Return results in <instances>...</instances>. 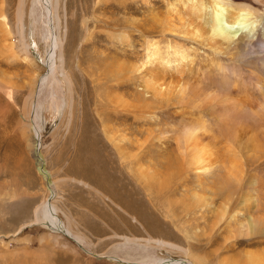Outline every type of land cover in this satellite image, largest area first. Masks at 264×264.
<instances>
[{
	"label": "rangeland",
	"instance_id": "rangeland-1",
	"mask_svg": "<svg viewBox=\"0 0 264 264\" xmlns=\"http://www.w3.org/2000/svg\"><path fill=\"white\" fill-rule=\"evenodd\" d=\"M23 1L24 29L18 17L21 0H0V264H112L109 255L118 256L119 264H130L121 253H112L116 243H105L115 234L176 244L204 264H264V232L244 233L249 224L257 232L264 227L259 222L264 219V93L232 90L227 104L239 109L238 117L221 115L224 105L220 108L216 101L229 91H223L211 62L223 63L226 57L206 40L185 37L191 30L185 21L145 22L151 12L169 19L172 0H136L143 14H114L107 0H60V24L56 16L49 22L42 11L31 15L30 0ZM262 21L258 34L264 40ZM49 29L62 40L71 95L58 67L36 93L39 78L47 73ZM156 41L163 56L172 52L169 42L188 49L192 57L166 75L165 81L172 83L162 93L159 87L145 88L152 80L146 78L150 66L143 63L148 46ZM244 70L233 78L245 77ZM69 100L70 106L64 104ZM36 105L41 108L35 114ZM259 107L262 114L256 112ZM30 126L40 133L44 168L58 185L57 217L83 237L79 247L39 223L18 234L22 226L34 223L37 207L49 194L32 156L36 139ZM188 127L198 129L197 139L186 142ZM107 133L124 150L121 160L105 148L107 143L116 152ZM192 146L203 147L206 172L195 169L188 154ZM120 161H127L128 177L136 176L132 179L143 192L138 200L120 194L113 182V167ZM153 252L162 263H194L175 250Z\"/></svg>",
	"mask_w": 264,
	"mask_h": 264
},
{
	"label": "bare ground",
	"instance_id": "bare-ground-1",
	"mask_svg": "<svg viewBox=\"0 0 264 264\" xmlns=\"http://www.w3.org/2000/svg\"><path fill=\"white\" fill-rule=\"evenodd\" d=\"M59 1L60 0H30V2L29 1L28 2H29V7H31V15H34L35 13H38V12H40L41 14V11H42V15L46 17V19L48 18L49 22L51 21V16L54 17V19L56 16V19H55L56 23L60 24L61 18L59 16V7H60L61 1L60 3ZM172 1L168 3V8H167V14L170 17L169 19H166V20L165 18L159 19L158 14L160 13L157 14L158 17L157 15H155L154 17L153 16L154 14L151 12V15L153 17L151 16L149 20H145L146 24H174V21H177V18H178L179 21L181 22L185 21V23L187 22V24H190L191 26V30L189 31L188 35L184 34L185 37L189 36L190 34L195 39L201 38V40H206L208 41L210 47L215 49V52H219L226 57V58H221L223 63H220L219 61H216V60H213L211 62V65L216 67L215 73L217 75L215 77L220 78L219 84L220 86L224 87L223 91L224 90L225 92L229 91L228 93H224L225 95L224 94L218 95L220 97V100L219 102L216 101L217 102L216 106H220L221 108V105H224L223 110L221 111L222 112L221 115L227 116L230 118L231 117L235 118L239 113L238 111L239 109L227 104L230 98H228V95L226 94H229V96L235 94L232 90L239 91L240 93H247L250 91H259L260 93L261 92L264 93V40L261 39V36H259L258 34L259 24H262L263 22L262 20L264 19V0H174V2ZM107 2H108L107 4L108 8L112 10L114 14H116V11L121 12L125 10L126 11L129 10L130 13L132 14H143L144 13L143 8L137 6L138 3L136 2V0H107ZM116 2H118V4H116ZM23 5H25V2L21 0L20 10H18L19 11L18 17L20 20V24H22L21 25L22 29H24L23 23H22V18L24 14ZM159 8H161V5L159 6ZM186 18L188 21H186ZM122 24H135V23L125 22ZM59 27H57V29H59ZM21 34H24V33L22 32ZM48 35L50 36L49 40H51L50 43L52 45L50 44L51 49L49 48L50 51H48L49 52L48 59H47L48 61L46 60L47 73L44 76L39 78L38 80L39 82L37 85L38 88L36 90V93L39 94V92L42 91L43 87L46 86L47 81L52 78L53 69L55 67H58V69L60 70V73H62L64 76L63 79L68 85L69 94L71 95L72 92L70 90H72L71 89L72 84L68 76H66L65 68L63 66L64 60H63V54L61 51L62 50V40L59 37V35L57 36V34L53 36L50 29L48 31ZM26 41L27 40H25L24 38L22 45H23V53L26 54V57L24 59L27 61L29 59L27 56H29L30 53H29V47L27 43L28 41L27 42ZM160 43L161 42L156 41V42L151 43L148 46L149 54L147 56V60L143 63V67L150 66V67L145 68L147 70L146 78L152 80L150 85L149 83L146 84L145 88L148 89L151 87V89L155 91V89L159 87L158 92L162 93L163 91H166L168 85L172 83L171 80H169L168 82L165 81L166 75L168 76V74H170L171 71H178V69L180 68L179 65L183 64L184 61H187L188 59H191L192 57L188 49H185L183 46H180V45L172 46V43H169V42H167L166 47L167 49L172 47V52H167L163 56L160 52L161 50ZM58 48L59 50H58V55H57L56 50ZM57 58H59L58 63L56 62ZM143 67H139L137 68V70L135 68L134 69L136 71H140V69H142ZM242 68L245 69L244 72L246 73V76L242 77L241 79L233 78L234 75H238V74H241V72H243ZM253 79H255L254 84L252 83ZM210 100H212V98H210L208 101ZM66 102H64V104H67L70 106V100L68 103ZM254 105L256 106V104ZM33 108L36 114V112L38 113V108L40 111L41 107L40 105L39 106L36 105ZM245 108L246 107H244V109ZM248 108L250 107L248 106ZM250 111H251V108H250ZM256 112L258 114H262V110L260 109V107L257 109ZM256 112H254V114H257ZM197 128H189V127L186 128L185 133H184L185 135L184 140L186 142H189L193 139L194 140L197 139L195 138L196 132L198 130ZM231 128L234 129L233 127ZM29 130H30V133L33 132L34 139H36V142L33 145V152H32L33 153L32 156L36 163V169H37V172L42 176L43 180L45 181L49 194L44 199L42 204L39 207H37L35 211L34 223L30 222L22 226L19 229L18 234L20 235L23 229L29 228L33 226L35 223H39L42 226L47 227L51 231L55 232V234H57L58 236H61V235L65 236L66 238H68L69 240L77 244V246L79 247L81 243H84L82 239L83 237H81V235H78V234L75 235L74 233H72L71 230L66 228L64 224L62 223V221L57 217V214H56L57 206L55 205L56 204L55 200L57 198L56 189H58V185H57V182H55L54 179L52 178L51 172L48 171L46 167L44 168L45 160L42 158L41 153H39V150H37V148L38 147L40 148V145H41L37 141L38 140L37 136H39L40 133L36 129L35 126L34 127L30 126ZM106 138L107 140H109V142L113 144V147H115V150H116V152H113V150L109 147V145L105 143V146H106L105 148L106 149L109 148L111 150L108 153L110 155L115 156L116 160L117 159L121 160V158L125 156L124 150L115 143L114 139L108 133L106 134ZM123 140L125 141V139ZM194 143H196V141ZM197 144L199 145V143H196L195 145ZM201 148L203 147H200V149H197L195 146H192V148L190 147V149H194L195 155L193 154L194 157L192 155V152L194 151L192 152L188 151V154L189 152L191 153L193 162L195 164V169L206 172L207 171V168H205L206 164L203 165L202 164L203 160H201V154H202ZM124 158L126 159V157ZM124 163H127V161H120L119 166L113 167L115 168V173L117 174V175H112L113 182L117 184L118 191H120V194L128 198L130 197L129 199L135 201L139 199L140 195H142L143 192H142V189L137 185V182L132 179V177L136 179V176L135 175L131 176L129 174V177H128V175L125 174L126 165L124 166ZM80 183L90 187L85 182L80 181ZM112 190H116V189H112ZM122 209L123 208H121V210ZM120 219H118L117 216L113 214V220L117 224H120L119 223ZM249 222L253 223L252 221H249ZM259 222L262 223V225H264L263 218H260ZM244 225L241 224V227L242 228L245 227ZM252 226L253 224H249L248 226H246L245 229H248L249 231L244 232V233L249 234L250 232L253 235L254 233L258 234V233L264 232V227L262 229L260 228V230H258L257 232L255 229H252ZM242 230L241 232H243ZM43 239H45V237L40 238V240L44 241ZM24 240H29V239H24ZM111 240L113 241V243H116L112 247V253L116 255L117 253H121L123 258H125V260H128L127 262L123 260L125 263L130 262V264H189L188 262H185V261L176 262L174 260H166V261H163L162 263V260H158V256L153 252L154 250H165L168 252L175 250L179 253L182 252L185 256L187 255L190 259L194 261L193 264H204L202 260L198 259V257H195L190 252V249L189 251L188 250L183 251V249L180 246L164 241V240H161V239H154L152 237L137 238V237L121 236V234L120 235L115 234L111 236L110 238H107V241L105 243H109ZM0 242L2 243L3 240H0ZM110 251L111 250H109V252ZM137 251H140L139 254H137ZM5 254H8V253H2V255L4 256ZM29 254L30 256L32 255L33 256L32 258L35 260L43 259V256L39 253L38 254L29 253ZM101 255H98V257L100 256V258H106L105 256H101ZM108 258H110V261H112V264H119L118 263L119 261L117 260L119 259L118 256L109 255ZM39 263L41 262L39 261Z\"/></svg>",
	"mask_w": 264,
	"mask_h": 264
},
{
	"label": "water",
	"instance_id": "water-1",
	"mask_svg": "<svg viewBox=\"0 0 264 264\" xmlns=\"http://www.w3.org/2000/svg\"><path fill=\"white\" fill-rule=\"evenodd\" d=\"M37 150H39V147L37 148Z\"/></svg>",
	"mask_w": 264,
	"mask_h": 264
}]
</instances>
